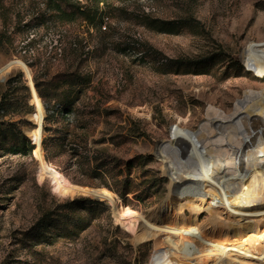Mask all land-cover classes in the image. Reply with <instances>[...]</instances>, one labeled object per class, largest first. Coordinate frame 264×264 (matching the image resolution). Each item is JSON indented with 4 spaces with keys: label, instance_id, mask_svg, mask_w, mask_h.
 <instances>
[{
    "label": "rangeland",
    "instance_id": "374dc122",
    "mask_svg": "<svg viewBox=\"0 0 264 264\" xmlns=\"http://www.w3.org/2000/svg\"><path fill=\"white\" fill-rule=\"evenodd\" d=\"M262 44L264 0H0V264H166L156 149L243 114Z\"/></svg>",
    "mask_w": 264,
    "mask_h": 264
},
{
    "label": "bare ground",
    "instance_id": "6f19581e",
    "mask_svg": "<svg viewBox=\"0 0 264 264\" xmlns=\"http://www.w3.org/2000/svg\"><path fill=\"white\" fill-rule=\"evenodd\" d=\"M241 59L264 75L263 44L245 49ZM39 107L44 110L42 103ZM241 109L245 115L229 122L214 117L193 142L179 137L156 149L172 187L139 219L134 243L154 241L166 264H264V160L258 161L264 157V90ZM203 212L209 220L197 224ZM173 246L179 261L168 255ZM260 248L259 255L252 254Z\"/></svg>",
    "mask_w": 264,
    "mask_h": 264
},
{
    "label": "trees",
    "instance_id": "16d2710c",
    "mask_svg": "<svg viewBox=\"0 0 264 264\" xmlns=\"http://www.w3.org/2000/svg\"><path fill=\"white\" fill-rule=\"evenodd\" d=\"M53 1H56V2H63V0H53ZM12 79L11 80H9L8 81V86H10L11 84H12ZM32 82H33V80H32ZM33 85H34V89H35V91H36V93H37V95H38V97L40 98V99H42V100H44L45 101V99H47V97H46V95L45 94H43V92L40 90V86H39V84L38 83H33ZM29 103H30V101H29ZM31 112H32V110H31ZM30 112V113H31ZM29 113V114H30ZM30 142V141H29ZM31 143V142H30ZM33 150H34V146L33 145H31L30 146V148H29V151H32L33 152ZM161 180V182H163V184L164 183H166V180L164 179V178H161L160 179ZM163 191H164V188H163ZM90 203H93V202H91V201H89ZM95 203V202H94Z\"/></svg>",
    "mask_w": 264,
    "mask_h": 264
},
{
    "label": "water",
    "instance_id": "95a60500",
    "mask_svg": "<svg viewBox=\"0 0 264 264\" xmlns=\"http://www.w3.org/2000/svg\"><path fill=\"white\" fill-rule=\"evenodd\" d=\"M21 74H22V73H21ZM22 76H23V75H22ZM25 84H26V82H25ZM26 87L28 88V86H27V85H26ZM28 90H29V91H28V92H29V95L31 96V95H32V93H31V90H30V88H28ZM29 99H30V98L28 97V104H29ZM41 103H42V101H41ZM29 106H31V107H32V105H30V104H29ZM42 106H44V104H43V103H42ZM49 190H50V188H49Z\"/></svg>",
    "mask_w": 264,
    "mask_h": 264
}]
</instances>
